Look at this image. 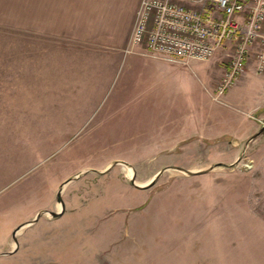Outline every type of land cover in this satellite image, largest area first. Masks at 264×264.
I'll return each instance as SVG.
<instances>
[{
    "label": "rangeland",
    "instance_id": "rangeland-1",
    "mask_svg": "<svg viewBox=\"0 0 264 264\" xmlns=\"http://www.w3.org/2000/svg\"><path fill=\"white\" fill-rule=\"evenodd\" d=\"M12 1L0 18V264H264L257 56L217 98L232 44L172 62L132 45L134 22L123 51L83 49L21 29ZM128 167L140 184L166 169L143 188Z\"/></svg>",
    "mask_w": 264,
    "mask_h": 264
},
{
    "label": "built area",
    "instance_id": "built-area-1",
    "mask_svg": "<svg viewBox=\"0 0 264 264\" xmlns=\"http://www.w3.org/2000/svg\"><path fill=\"white\" fill-rule=\"evenodd\" d=\"M141 0L131 35L133 46L174 62L207 60L232 44L230 62L216 88L220 98L257 56L264 73V0Z\"/></svg>",
    "mask_w": 264,
    "mask_h": 264
},
{
    "label": "crops",
    "instance_id": "crops-1",
    "mask_svg": "<svg viewBox=\"0 0 264 264\" xmlns=\"http://www.w3.org/2000/svg\"><path fill=\"white\" fill-rule=\"evenodd\" d=\"M2 1L4 0H0V18L5 16ZM180 1L198 5L196 0ZM140 2L141 0H13L11 4L16 5L14 8L17 10L18 26L21 29L41 32L53 40L72 43L83 49L92 46L104 48L101 49L103 51L110 48L123 51ZM42 16L46 20H40ZM26 17L28 24L25 23ZM210 73L213 80L216 74ZM219 73L221 75L222 70Z\"/></svg>",
    "mask_w": 264,
    "mask_h": 264
},
{
    "label": "water",
    "instance_id": "water-1",
    "mask_svg": "<svg viewBox=\"0 0 264 264\" xmlns=\"http://www.w3.org/2000/svg\"><path fill=\"white\" fill-rule=\"evenodd\" d=\"M263 130H264V125H263V127L261 128V130L258 131L254 136L259 135ZM118 162H119V161H118ZM123 162H124V161H123ZM116 163H117V162H116ZM112 166H113V165H112ZM112 166H109V167L106 168L105 170H102V172H103V171H107V170L110 169ZM177 168H178V169H181V170H183V171H185V172H187V173H189V174H198V173H204V172H207V171H209L210 169H212L213 167H211V168H209V169H199V170H193V169L184 168V167H177ZM165 169H166V168H165ZM165 169L161 170V171L155 176V178H153V180H151L150 182L145 183V184H140V183H138V182L136 181V176H135V174H133V176H132L133 184L136 185V186H138V187L146 188V187L152 185V184L155 182V180L157 179V177H158V176H159V175H160ZM72 179H73V178H69L68 180H66V181L64 182V184H66L67 182H69V181L72 180ZM64 184H63V185H64ZM63 185L61 186V189H60V191L58 192V200L61 202V209L58 210V211H53V210L48 211L49 213H51V214H52L53 216H55V217L62 215V214L65 212V210H66V202H65V200H64V198H63V195H62ZM42 213H43L42 211L39 212V213L37 214V216H36L32 221H29V222L23 223V224H21V225H19V226L17 227V229L14 231V238H15V241H16L17 244H18L17 231L20 230L22 227H24V226L27 225V224H30V223L36 222V221L40 218V216L42 215ZM14 250H15V249H13V250H11V251H9V252H13ZM9 252H5V253H9Z\"/></svg>",
    "mask_w": 264,
    "mask_h": 264
},
{
    "label": "bare ground",
    "instance_id": "bare-ground-1",
    "mask_svg": "<svg viewBox=\"0 0 264 264\" xmlns=\"http://www.w3.org/2000/svg\"><path fill=\"white\" fill-rule=\"evenodd\" d=\"M127 170H128V175H129L130 177H132L133 174H134L133 168H132V167H128Z\"/></svg>",
    "mask_w": 264,
    "mask_h": 264
}]
</instances>
